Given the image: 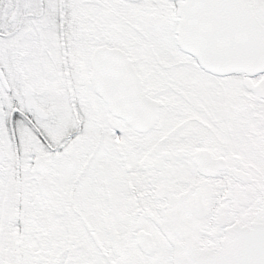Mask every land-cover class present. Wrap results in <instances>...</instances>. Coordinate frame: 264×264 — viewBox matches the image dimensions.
<instances>
[{
	"label": "snow or ice",
	"instance_id": "snow-or-ice-1",
	"mask_svg": "<svg viewBox=\"0 0 264 264\" xmlns=\"http://www.w3.org/2000/svg\"><path fill=\"white\" fill-rule=\"evenodd\" d=\"M0 264H264V0H0Z\"/></svg>",
	"mask_w": 264,
	"mask_h": 264
}]
</instances>
